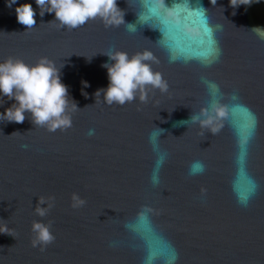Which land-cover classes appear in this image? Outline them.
Masks as SVG:
<instances>
[{"label":"water","instance_id":"95a60500","mask_svg":"<svg viewBox=\"0 0 264 264\" xmlns=\"http://www.w3.org/2000/svg\"><path fill=\"white\" fill-rule=\"evenodd\" d=\"M182 2L166 0L169 7ZM24 3L36 12L29 30L15 12ZM190 3L206 8V17L178 7L184 23L177 25L154 0H117L132 32L99 19L61 29L54 12L40 16L35 0L11 8L0 0V62L34 65L47 57L79 108L66 131L35 127L30 113L23 123L0 121V227L10 233H0V264H264V40L251 30L264 27V0L236 8L230 0ZM217 47L219 59L205 66ZM146 49L168 91H149L147 103L108 106L103 94L96 103L95 93L109 84L102 65L114 63L103 53ZM202 77L226 100L236 93L243 106L217 135L179 123L208 104ZM14 103L0 98V113ZM156 127L164 129L158 143L167 158L153 187L157 153L149 134ZM193 161L206 170L189 177ZM73 193L84 206L72 207ZM39 197H54L45 217L34 213ZM142 206L153 209L145 220L138 219ZM33 221L51 223L55 240L44 251L32 246Z\"/></svg>","mask_w":264,"mask_h":264},{"label":"clouds","instance_id":"9594fccd","mask_svg":"<svg viewBox=\"0 0 264 264\" xmlns=\"http://www.w3.org/2000/svg\"><path fill=\"white\" fill-rule=\"evenodd\" d=\"M16 2L17 0H8L7 6L11 8ZM35 2L40 9V16H43L45 12L55 13L54 21L58 22L61 29L74 30L85 25L89 20L99 19L106 28L125 24L129 31L137 30L134 24L125 22L124 11L119 8L117 0H35ZM154 2L162 10V15L167 21L177 25L184 23V14L176 11L178 7H187L189 11L203 17H206L207 13V9L202 6H192L190 0L175 3L170 7L166 0H154ZM210 2L215 5L217 0H210ZM251 3L252 0H230V5L234 8ZM15 12L18 23L26 26L27 30L34 28L36 12L30 3L21 4L15 9ZM138 20L153 29H159L164 38L160 27H152L149 21L143 20L139 15ZM186 29L189 32L196 31L189 25H186ZM251 30L261 40H264V27H254ZM209 31L211 32V29ZM213 52L212 58H208V55L205 54L203 61L205 66H210L211 63L219 59L220 49L217 47ZM103 54L107 55L109 61H114V63L109 62L102 65L107 69L109 84L106 89H100L95 93L96 103L101 102L98 100L101 98V94H103L102 102L108 106L114 104L123 106L137 98L140 102L147 103L149 91L153 89H159L161 92L168 91L169 86L163 74L153 70L152 64H158L159 60L150 50L136 52L131 56L125 51H109ZM176 59L175 56H172L170 62H175ZM202 83L208 91V104L202 107L198 113H192L190 119L179 123L188 127L199 125L201 135H205L207 131L217 135L224 127V121L230 119L232 111L243 106L237 103L239 97L236 93L230 94L226 100L215 82L202 77ZM3 97H7L9 100L14 99L16 103L7 108L5 112L0 113V121L23 123L26 119L25 114L30 113L32 124L35 127L46 128L49 132L66 131L70 128L72 126L71 113L79 109L69 97L68 87L61 80L60 68H57L54 62L47 57H42L34 65L26 64L23 60L15 57H9L6 61L0 62V98ZM163 132L164 129L156 127L149 134V143L152 145L153 151L157 153L156 166L150 176V183L153 187L160 183L159 169L167 158V153L160 150L158 143ZM88 135H94V129H90ZM248 141L249 137L238 139V146L244 149ZM22 147L26 149L28 145H22ZM205 170L206 166L202 161H193L189 165L188 176L203 174ZM201 193L205 194L206 189H201ZM71 199L73 208L82 207L86 203L77 193H73ZM49 201H54V197L47 199L39 197V203L35 207L34 213L39 217H45L54 206V203ZM241 203L243 206H247V201ZM44 204H47V207H41ZM152 211L153 209L150 207L142 206L138 213V219H147ZM50 228L51 223L46 225L33 221L31 229L34 234L31 241L33 247H39L41 251H44L49 244L54 242L55 236ZM0 233L10 235L7 225L0 227Z\"/></svg>","mask_w":264,"mask_h":264}]
</instances>
